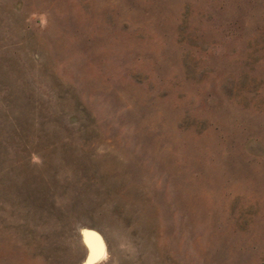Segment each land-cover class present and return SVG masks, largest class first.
Masks as SVG:
<instances>
[{
	"label": "rangeland",
	"instance_id": "1",
	"mask_svg": "<svg viewBox=\"0 0 264 264\" xmlns=\"http://www.w3.org/2000/svg\"><path fill=\"white\" fill-rule=\"evenodd\" d=\"M82 229L264 264V0H0V264H85Z\"/></svg>",
	"mask_w": 264,
	"mask_h": 264
},
{
	"label": "bare ground",
	"instance_id": "2",
	"mask_svg": "<svg viewBox=\"0 0 264 264\" xmlns=\"http://www.w3.org/2000/svg\"><path fill=\"white\" fill-rule=\"evenodd\" d=\"M85 235L91 249V256L103 257L105 255L104 243L98 238L97 234L86 231Z\"/></svg>",
	"mask_w": 264,
	"mask_h": 264
},
{
	"label": "water",
	"instance_id": "3",
	"mask_svg": "<svg viewBox=\"0 0 264 264\" xmlns=\"http://www.w3.org/2000/svg\"><path fill=\"white\" fill-rule=\"evenodd\" d=\"M93 231V232H96V231H94V230H91V229H82L81 230V232H80V234H81V239H82V242H83V244L85 245V247L87 248V251H88V253H87V257H86V259H85V264H95L96 262H98L101 258H103V257H100V258H97V256H91L90 255V253H89V247H88V244H87V242H86V240H85V237H84V235H83V231ZM97 233V232H96ZM97 234H99V233H97ZM99 236H100V238H101V241L104 243V241H103V238L101 237V235L99 234ZM104 247H105V243H104ZM105 252H106V248H105Z\"/></svg>",
	"mask_w": 264,
	"mask_h": 264
}]
</instances>
